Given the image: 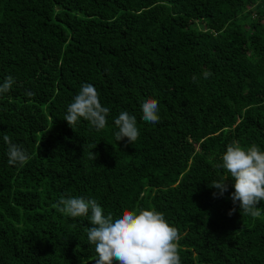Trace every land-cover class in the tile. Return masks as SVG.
Returning <instances> with one entry per match:
<instances>
[{
	"label": "trees",
	"instance_id": "16d2710c",
	"mask_svg": "<svg viewBox=\"0 0 264 264\" xmlns=\"http://www.w3.org/2000/svg\"><path fill=\"white\" fill-rule=\"evenodd\" d=\"M9 75L0 264H94L89 217L55 207L69 196L96 199L105 215L162 212L181 264H264V201L259 217L244 214L217 167L234 140L264 151V0H0V83ZM83 83L110 110L101 131L64 120ZM149 97L157 124L141 119ZM122 110L137 119L132 144L115 141ZM5 134L28 162L9 165ZM222 178L228 190L214 197Z\"/></svg>",
	"mask_w": 264,
	"mask_h": 264
},
{
	"label": "clouds",
	"instance_id": "9594fccd",
	"mask_svg": "<svg viewBox=\"0 0 264 264\" xmlns=\"http://www.w3.org/2000/svg\"><path fill=\"white\" fill-rule=\"evenodd\" d=\"M211 75L207 69L202 73L204 79ZM196 79L193 76V80ZM14 83V77L7 76L0 83V95L8 93ZM141 109L143 121L151 124L159 122V103L156 99L146 98ZM109 111L101 104L95 86L83 83L68 105L64 120L73 129L82 118L96 131H101L107 126ZM114 124L118 129L114 133L116 142L126 138L132 144L140 137L137 119L128 111H120ZM2 139L7 145L9 165H22L31 159L27 150L13 143L10 136L5 134ZM96 158L97 154L91 151L89 159ZM221 160L217 167L226 170L232 179L234 191L230 199L233 205L238 204L239 210L246 215L259 217L261 210L257 205L264 201V151L255 144L243 147L234 140L227 145ZM227 180L222 178L213 182L211 187L217 190L213 193L214 197H222L228 190ZM55 207L58 212L72 218L89 217L91 227L88 228L87 239L95 248L94 264H113V261L116 264H181L179 230L155 208L125 209L118 215L111 212L105 215L96 199L82 196L61 197ZM235 210V207L230 209L228 215L231 216Z\"/></svg>",
	"mask_w": 264,
	"mask_h": 264
}]
</instances>
